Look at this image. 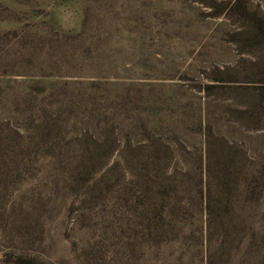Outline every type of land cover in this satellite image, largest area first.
Instances as JSON below:
<instances>
[{
	"label": "rangeland",
	"instance_id": "rangeland-1",
	"mask_svg": "<svg viewBox=\"0 0 264 264\" xmlns=\"http://www.w3.org/2000/svg\"><path fill=\"white\" fill-rule=\"evenodd\" d=\"M231 1L0 0V264L208 262L198 223L154 239L130 206L145 172H198L207 133L214 161L222 138L264 159V44ZM225 241L215 264H264L263 234Z\"/></svg>",
	"mask_w": 264,
	"mask_h": 264
},
{
	"label": "trees",
	"instance_id": "trees-1",
	"mask_svg": "<svg viewBox=\"0 0 264 264\" xmlns=\"http://www.w3.org/2000/svg\"><path fill=\"white\" fill-rule=\"evenodd\" d=\"M230 9L240 18L250 21L264 44V19L249 14L239 0H232ZM259 116L255 112L253 121L258 122ZM207 134V154L199 163L198 172L191 175L175 170L167 178L157 174L152 184L145 172L140 198L130 207L134 216L145 221V231L154 239L171 235L173 242H180L182 231L179 225L198 223L200 226L190 232L191 236L198 234L202 241L205 238L209 253L205 264H215L210 256L214 236L223 238V244L232 235L249 238L251 243L247 249L256 247L259 234L264 236V225L257 228L258 223L264 224V159L258 160L236 151L233 153L235 147L222 138L224 143L219 148L222 154L219 160L214 161L208 152L210 134ZM150 164L160 165L154 159ZM14 175L20 178L22 173ZM20 228L19 225L11 226L7 235L21 234ZM3 263L34 264V261L23 255L8 254Z\"/></svg>",
	"mask_w": 264,
	"mask_h": 264
}]
</instances>
